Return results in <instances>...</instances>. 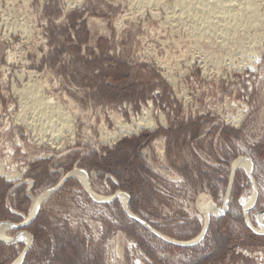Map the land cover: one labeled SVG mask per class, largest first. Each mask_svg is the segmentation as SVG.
Returning a JSON list of instances; mask_svg holds the SVG:
<instances>
[{"label":"rangeland","instance_id":"rangeland-1","mask_svg":"<svg viewBox=\"0 0 264 264\" xmlns=\"http://www.w3.org/2000/svg\"><path fill=\"white\" fill-rule=\"evenodd\" d=\"M196 1L0 0V264H264V0Z\"/></svg>","mask_w":264,"mask_h":264},{"label":"bare ground","instance_id":"bare-ground-1","mask_svg":"<svg viewBox=\"0 0 264 264\" xmlns=\"http://www.w3.org/2000/svg\"><path fill=\"white\" fill-rule=\"evenodd\" d=\"M189 1V0H188ZM233 4V0H198V1H196L194 4L192 3V4H185V3H179V2H177L176 3V6H180V5H185L186 7H203V8H209V9H215V8H220V9H222V11L224 10V15H225V17L227 16V17H229V18H231V19H236L238 16H239V14H236L235 12H233L234 10L232 9V5ZM182 7V6H181ZM230 7V9H232V10H230V9H228ZM244 7H245V11H244V14L242 15V16H249V17H251L252 19H254L255 17H256V13H257V10H256V7H255V4H254V2H253V0H245L244 1ZM261 7V6H260ZM216 11V10H215ZM184 12V10L182 11V13ZM209 12H211V11H209ZM221 12V11H220ZM220 12H218V13H220ZM185 13V12H184ZM186 13H188V11L186 12ZM201 13V12H200ZM204 13V12H203ZM239 13V12H238ZM205 15L207 14V15H209V13H204ZM221 14V13H220ZM192 15H194V14H192ZM258 16H260L259 15V12H258ZM248 17V18H249ZM185 18V17H184ZM220 18H222L221 17V15H220ZM261 18V17H260ZM240 19V18H239ZM247 19V18H246ZM256 19V18H255ZM229 20V19H228ZM227 19H226V21H228ZM240 20H243V18H241ZM235 21V20H234ZM233 21V22H234ZM254 21V20H253ZM256 21V20H255ZM260 21H261V19H260ZM234 25V24H233ZM258 25H259V23H258ZM261 25V24H260ZM237 27V26H236ZM193 29V28H192ZM208 29V28H207ZM204 30V29H203ZM209 30V29H208ZM221 35L223 36V35H226L227 33H231L232 35L231 36H233V35H235V34H237L236 33V28L234 27V26H231V27H223L221 30ZM227 36V35H226ZM234 39V38H233ZM207 41V40H206ZM29 90H30V92H31V88H28ZM29 90H27L26 89V91H29ZM29 94V93H28ZM38 93L37 92H35V94L33 93L32 95H33V98H32V104H33V109H32V112L34 113V115H35V117H39V119H41L42 120V122H44L46 125L47 124H51L53 121H52V115L50 114L51 112L52 113H54L55 111H57L58 112V108H56V107H53V106H50V104H48L47 102H44L43 104H41V106H40V103H39V101H40V98L38 97V95H37ZM31 95V96H32ZM142 122V121H141ZM140 124H137V129L138 128H140ZM43 128V127H42ZM238 166H241V167H243L244 169H245V171H246V174H248V175H250L251 176V174H250V167H249V165H248V163H247V161L245 160H237V161H235L234 163H233V166H232V168H233V170H235ZM78 173V174H77ZM74 175V174H76V175H78L79 176V178H80V180L82 181V183H83V185L84 184H86V188H87V180H86V182H85V179H86V176H85V174L83 173V172H81V171H75V172H73V173H71L70 175ZM72 175V176H73ZM85 178H84V177ZM46 196L47 195H45V196H39L38 198H34L33 199V204H32V207H31V210H30V212H29V214L27 215V217L24 219V222L21 224V225H25V224H27V223H29V221L32 219V217L38 212V210H39V208H40V206H39V203H41L42 201H44L45 200V198H46ZM113 197H120V198H123V199H125V202H124V204H123V208H124V211L129 215V216H132L133 217V215L130 213V211L128 210V204H127V197H126V195H124V194H115ZM112 197V198H113ZM94 198H96V197H94ZM111 199V198H110ZM245 200V199H244ZM247 200V199H246ZM226 201H228V199H226L225 201H224V203L226 202ZM249 202H251V201H247L246 203H244V205L246 206V205H249L248 203ZM121 203H123V200L121 199ZM211 205H212V201H211V199H210V197L209 196H206V197H203L201 200H200V202H199V207H200V209H201V211L204 213V214H202V215H204L203 217V225H204V227H203V229H202V231H201V233H200V235H199V237H198V239L202 236V234H203V232H204V230H205V228H206V226H207V223L209 222V215L210 214H213L214 215V213H221V212H223V211H225L226 210V208H225V206L223 205V207L220 209V208H218V207H216L214 204H213V207L214 208H216V210H214L212 207H211ZM245 208V207H244ZM200 211V212H201ZM212 215V216H213ZM264 216V213H260L257 217H256V220H257V223H258V225H259V228L257 229V232H263L264 231V224H263V222H262V220H263V217ZM249 224V226H251V224L250 223H248ZM0 235L3 237H0V238H2V240H6V241H8L9 239H7V238H5L4 236H3V234H4V231H5V229H8L9 228V226H8V224H6V223H3V225H1L0 226ZM251 228H252V226H251ZM3 230V231H2ZM254 230V229H253ZM254 231H256V230H254ZM20 236V235H19ZM18 236V237H19ZM18 237H17V240H18ZM19 240H23V241H26L27 242V244L29 245L30 243H31V238H30V236L29 235H27L26 233H21V236H20V238H19ZM21 257V256H20ZM20 257H18V259H17V261H16V264L17 263H19V261H20Z\"/></svg>","mask_w":264,"mask_h":264},{"label":"water","instance_id":"water-1","mask_svg":"<svg viewBox=\"0 0 264 264\" xmlns=\"http://www.w3.org/2000/svg\"><path fill=\"white\" fill-rule=\"evenodd\" d=\"M250 174H251V172H250ZM127 203H128V201H127ZM224 206H225V208L227 209L228 201H226V202L224 203ZM223 212H225V211H223ZM261 213H264V212H261ZM35 215H36V214H35ZM35 215L32 217V219L29 221V223L35 218ZM29 223H27V224H29ZM6 224H8L9 228H19V227H22V226L27 225V224H25V225L16 226V225H14V224H12V223H9V222L6 223ZM247 226H249L248 223H247ZM207 227H208V223H207V226H206V228H205V230H204L202 236L205 234V232H206V230H207Z\"/></svg>","mask_w":264,"mask_h":264},{"label":"crops","instance_id":"crops-1","mask_svg":"<svg viewBox=\"0 0 264 264\" xmlns=\"http://www.w3.org/2000/svg\"><path fill=\"white\" fill-rule=\"evenodd\" d=\"M2 57H3V45H2V42L0 41V65L2 62Z\"/></svg>","mask_w":264,"mask_h":264}]
</instances>
